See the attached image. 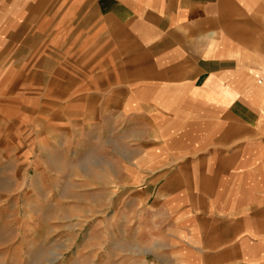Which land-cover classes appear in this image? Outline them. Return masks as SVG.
I'll use <instances>...</instances> for the list:
<instances>
[{
    "label": "crops",
    "instance_id": "0c3cea01",
    "mask_svg": "<svg viewBox=\"0 0 264 264\" xmlns=\"http://www.w3.org/2000/svg\"><path fill=\"white\" fill-rule=\"evenodd\" d=\"M1 17L20 43L51 45L39 68L63 76L44 87L51 131L121 116L139 139L190 154V177L207 179L213 211L240 209L244 190L256 197L250 206H264V0H0ZM165 171L166 182L182 172ZM216 215L238 228L174 220L149 229L146 263L264 264V246L249 242L264 231Z\"/></svg>",
    "mask_w": 264,
    "mask_h": 264
},
{
    "label": "rangeland",
    "instance_id": "374dc122",
    "mask_svg": "<svg viewBox=\"0 0 264 264\" xmlns=\"http://www.w3.org/2000/svg\"><path fill=\"white\" fill-rule=\"evenodd\" d=\"M3 21L1 17L0 264H147L152 258L145 254L153 240L149 229L179 220L200 223L214 233L235 232L236 224H217L219 212L241 219L249 232L264 231V206H250L256 197L244 190L240 197L246 204L240 209L213 211L207 179L190 177V154L166 148L167 143L156 147L152 134L139 139L121 116L88 122L94 123L88 128L80 123L82 128L71 132L51 131L56 115L48 108L42 113L41 105L47 100L44 87L58 75L55 68L52 74L39 69L51 55L44 52L51 45L43 48L26 37L29 43L22 44L21 35L6 32ZM163 157L181 163L162 164ZM176 169L181 174L166 182L165 170ZM258 186L264 188V183ZM174 188L180 190L170 201L162 196ZM181 202L190 204V210L171 213ZM249 242L264 246V239Z\"/></svg>",
    "mask_w": 264,
    "mask_h": 264
},
{
    "label": "built area",
    "instance_id": "2783aa9c",
    "mask_svg": "<svg viewBox=\"0 0 264 264\" xmlns=\"http://www.w3.org/2000/svg\"><path fill=\"white\" fill-rule=\"evenodd\" d=\"M258 81L260 83L264 82V74L262 76H259Z\"/></svg>",
    "mask_w": 264,
    "mask_h": 264
}]
</instances>
